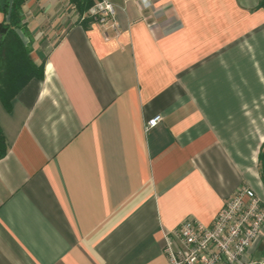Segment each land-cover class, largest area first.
<instances>
[{
  "label": "crops",
  "instance_id": "1",
  "mask_svg": "<svg viewBox=\"0 0 264 264\" xmlns=\"http://www.w3.org/2000/svg\"><path fill=\"white\" fill-rule=\"evenodd\" d=\"M111 1L115 26L23 5L44 77L0 101V264H170L183 220L211 224L243 185L264 201L261 0Z\"/></svg>",
  "mask_w": 264,
  "mask_h": 264
},
{
  "label": "built area",
  "instance_id": "2",
  "mask_svg": "<svg viewBox=\"0 0 264 264\" xmlns=\"http://www.w3.org/2000/svg\"><path fill=\"white\" fill-rule=\"evenodd\" d=\"M151 8L152 0H138ZM115 6L111 0H95L87 11L95 22L115 26ZM163 117L155 115L147 128L156 127ZM264 227V201L256 191L243 185L238 188L209 225L186 218L166 236L165 253L170 264H264V257L250 259L248 250Z\"/></svg>",
  "mask_w": 264,
  "mask_h": 264
},
{
  "label": "trees",
  "instance_id": "3",
  "mask_svg": "<svg viewBox=\"0 0 264 264\" xmlns=\"http://www.w3.org/2000/svg\"><path fill=\"white\" fill-rule=\"evenodd\" d=\"M27 0H0V12L4 19L0 21V101L7 109H11L12 101L17 94L34 79L44 77L43 64L38 65L31 57L32 47L24 42L19 29L28 33L23 5ZM80 18L86 25L95 22V18L87 11L95 0H72ZM264 6V0H261ZM7 147L0 126V158L6 154ZM260 177L264 184V142L259 152Z\"/></svg>",
  "mask_w": 264,
  "mask_h": 264
},
{
  "label": "rangeland",
  "instance_id": "4",
  "mask_svg": "<svg viewBox=\"0 0 264 264\" xmlns=\"http://www.w3.org/2000/svg\"><path fill=\"white\" fill-rule=\"evenodd\" d=\"M18 31H19L20 34H22V32H23L22 29H19Z\"/></svg>",
  "mask_w": 264,
  "mask_h": 264
}]
</instances>
